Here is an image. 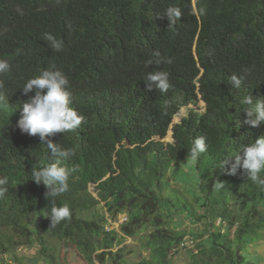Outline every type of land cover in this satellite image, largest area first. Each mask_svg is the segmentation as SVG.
I'll return each mask as SVG.
<instances>
[{"label":"trees","instance_id":"1","mask_svg":"<svg viewBox=\"0 0 264 264\" xmlns=\"http://www.w3.org/2000/svg\"><path fill=\"white\" fill-rule=\"evenodd\" d=\"M170 5L182 12L174 26L155 16ZM45 33L63 40L61 51L50 48ZM154 51L172 62L155 64ZM0 59L11 66L0 74V177L8 178L0 255L9 257L0 264H59L53 242L62 240L88 242L97 264H172L186 233L169 227L171 213L202 221L188 264H259L247 247L264 240V191L218 161L264 135V123H244L240 102L251 94L264 99V0H0ZM53 65L67 76L71 106L83 121L48 138L75 152L63 161L75 170L69 191L55 201L69 205L71 218L51 226V198L30 173L52 158L16 123L19 105L35 94L21 87ZM156 70L168 73L167 92L146 90L145 74ZM232 74L245 76L241 88L229 84ZM199 100L202 110L192 107ZM169 126L171 141L162 142ZM198 136L207 151L193 161ZM184 159L195 182L188 187L175 170L182 186H172L170 166ZM118 214V232L105 229ZM132 236L146 255L128 262L119 245ZM19 246L35 252L17 257Z\"/></svg>","mask_w":264,"mask_h":264},{"label":"clouds","instance_id":"2","mask_svg":"<svg viewBox=\"0 0 264 264\" xmlns=\"http://www.w3.org/2000/svg\"><path fill=\"white\" fill-rule=\"evenodd\" d=\"M155 16L166 18L168 25L174 26L180 20L182 12L178 6L170 5L164 9L163 14L158 13ZM44 39L52 50L57 52L62 50V39L51 33H45ZM153 56L156 57L154 62L157 65L172 62L171 59L162 57L159 51H154ZM152 63L153 61L148 62L149 65ZM10 67L6 59H0V74L9 72ZM244 72L246 74L247 69ZM244 79V75L238 77L232 74L229 77V84L232 88L239 89ZM143 81L147 91L155 88L161 92H167L170 87L168 73L162 70L147 72ZM21 88L25 95L29 92L35 94L19 105L20 119L16 127L22 134L38 136L41 144L47 146L52 158L47 164L32 168L30 175L32 181L45 187L46 200L51 198L47 217L50 218L51 226H54L62 220L71 218L69 205L67 203L58 205L55 201L57 197L69 191V179L75 170L64 166L63 161L73 156L75 152L71 148H62L48 138L56 133L75 131L81 125L83 116L71 106L72 92L67 76L54 65L51 70L45 69L39 75L27 79ZM255 97L252 94L245 95L240 102L245 105L242 110L245 114L244 123L253 128H259L264 123V99ZM3 102L4 96L0 94V104ZM163 107L166 111L167 102ZM206 151L207 144L204 136L192 138L189 155L193 161ZM218 166L222 169L226 167L229 175H235L238 170L242 171L248 180L264 191V135L252 139L249 143L241 144L234 155L219 160ZM7 184L8 178L0 177V198L4 197ZM215 186L219 189L223 187V184L216 182Z\"/></svg>","mask_w":264,"mask_h":264},{"label":"rangeland","instance_id":"3","mask_svg":"<svg viewBox=\"0 0 264 264\" xmlns=\"http://www.w3.org/2000/svg\"><path fill=\"white\" fill-rule=\"evenodd\" d=\"M192 106V105H189ZM199 110H202L203 103L199 100L195 106ZM184 108H180L179 112L174 115L171 122H177L183 113ZM171 129L168 127L166 135L160 139L162 142L171 141ZM175 170H180L176 172V176L182 179L186 185L193 186L195 180L192 174L190 167L185 162V159L180 161L178 165H171L170 170L168 171V179L172 186L181 187L180 179H177L173 176L172 172ZM184 199L191 202L195 207V197H193L190 193H184ZM98 214L103 212L101 208V203L96 207ZM124 214H118L115 220H108V223L104 224L105 229L113 228L118 232V224L122 219ZM106 217V214H105ZM217 224V220L215 221ZM169 227H171L174 231H184L186 234L183 237L182 245L179 246L174 254H172V264H188V252L187 250L191 247L192 243L197 241V237L201 234L203 224L202 221L194 222L189 220L184 214L179 213H171L169 217ZM56 246V256L59 264H97L94 260V253L90 244L88 242H79V243H70L68 241L62 240L55 244ZM123 245V253L128 262H133L139 259L142 256H145V251L139 249L138 244V236L132 237H124L122 243L119 245ZM116 247H113L112 250H115ZM35 252V248H26V247H18L15 249V254L17 257L25 256L29 257L33 255ZM247 253L250 257L257 260L259 264H262L264 261V240H259L254 243H251L247 247ZM8 256L0 255V261L9 262ZM27 259V258H26ZM26 264H30L28 260L24 261ZM14 264V263H12ZM41 264V263H36Z\"/></svg>","mask_w":264,"mask_h":264},{"label":"built area","instance_id":"4","mask_svg":"<svg viewBox=\"0 0 264 264\" xmlns=\"http://www.w3.org/2000/svg\"><path fill=\"white\" fill-rule=\"evenodd\" d=\"M123 219H124V218H123ZM123 219H122V220H123ZM20 247H25V246H20ZM31 247L34 248L33 246H31ZM31 247H26V248H31Z\"/></svg>","mask_w":264,"mask_h":264},{"label":"water","instance_id":"5","mask_svg":"<svg viewBox=\"0 0 264 264\" xmlns=\"http://www.w3.org/2000/svg\"><path fill=\"white\" fill-rule=\"evenodd\" d=\"M170 127V126H169Z\"/></svg>","mask_w":264,"mask_h":264}]
</instances>
